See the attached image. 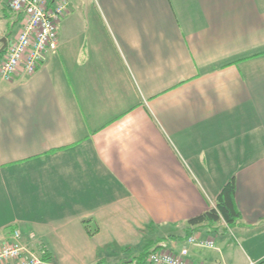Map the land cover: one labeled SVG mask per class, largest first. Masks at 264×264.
<instances>
[{"label": "crops", "instance_id": "1", "mask_svg": "<svg viewBox=\"0 0 264 264\" xmlns=\"http://www.w3.org/2000/svg\"><path fill=\"white\" fill-rule=\"evenodd\" d=\"M67 1L57 48L0 77V247L18 228L54 264H118L233 177L237 221L190 256L264 264V0Z\"/></svg>", "mask_w": 264, "mask_h": 264}, {"label": "built area", "instance_id": "2", "mask_svg": "<svg viewBox=\"0 0 264 264\" xmlns=\"http://www.w3.org/2000/svg\"><path fill=\"white\" fill-rule=\"evenodd\" d=\"M67 0H9V9L19 16V30L0 57V77L11 80L15 76L33 74L48 50L57 48V26L67 11ZM31 244L21 231L13 229L9 239L0 247V264H54L44 258L46 246L31 236ZM216 249L214 236L203 237L200 232L184 241L169 242L149 251L142 264H196L190 256V246ZM119 264H137L128 260Z\"/></svg>", "mask_w": 264, "mask_h": 264}, {"label": "trees", "instance_id": "3", "mask_svg": "<svg viewBox=\"0 0 264 264\" xmlns=\"http://www.w3.org/2000/svg\"><path fill=\"white\" fill-rule=\"evenodd\" d=\"M4 51L0 54V57L3 55ZM234 192L235 182L234 178L231 177L218 193L215 206L206 210L200 215L188 219L187 224L189 227L186 229L185 233L181 237L175 238H180L179 241H184L187 236L193 234L197 230H211L215 225H220L221 223H224L228 228L233 226L239 217V212L234 204ZM149 240L150 239L146 240V237H144L142 243L137 248L138 250L135 252V256L129 258V260H134L137 264H142L146 254L149 251L165 246L169 241L165 239L161 241H155L156 245L152 246V243H150ZM126 249L130 248L126 247ZM44 258L53 261L52 254L48 251V249L44 255Z\"/></svg>", "mask_w": 264, "mask_h": 264}, {"label": "rangeland", "instance_id": "4", "mask_svg": "<svg viewBox=\"0 0 264 264\" xmlns=\"http://www.w3.org/2000/svg\"><path fill=\"white\" fill-rule=\"evenodd\" d=\"M80 15V14H79ZM81 16V15H80ZM83 19V18H82ZM221 225V224H220ZM220 226L219 225H216V228H217V231L215 232H212V236H214V237H216L218 234H220L221 233V228H219ZM157 236V238L156 239H159V240H155L154 238H153V242H152V246H154V245H156L155 243L156 242H154V241H161V240H171L170 238H171V229H168V228H163V229H159L158 230V235H156ZM168 238V239H167ZM130 246V245H129ZM203 251H207V249L205 248V249H202ZM120 253V252H119ZM128 255H129V257H127V258H131V257H133V256H135V253H134V250H131V252L130 253H128ZM100 256H104V257H106L103 261H101L100 262V264H108V263H111V262H114L115 261V259H120L121 258V255H117L116 257H115V259H112V260H108L107 258V255H106V253H102ZM118 257V258H117Z\"/></svg>", "mask_w": 264, "mask_h": 264}, {"label": "water", "instance_id": "5", "mask_svg": "<svg viewBox=\"0 0 264 264\" xmlns=\"http://www.w3.org/2000/svg\"><path fill=\"white\" fill-rule=\"evenodd\" d=\"M7 47V38L5 36L0 38V54L6 49Z\"/></svg>", "mask_w": 264, "mask_h": 264}]
</instances>
